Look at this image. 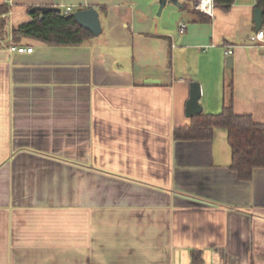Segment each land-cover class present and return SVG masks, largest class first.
<instances>
[{"label":"crops","instance_id":"0c3cea01","mask_svg":"<svg viewBox=\"0 0 264 264\" xmlns=\"http://www.w3.org/2000/svg\"><path fill=\"white\" fill-rule=\"evenodd\" d=\"M180 2L159 14L160 0H13L0 38V264H264V167L242 180L223 128L175 137L192 81L203 111L232 95L264 123L257 0L217 5L210 21ZM34 5L95 6L103 29L77 45L16 41Z\"/></svg>","mask_w":264,"mask_h":264},{"label":"trees","instance_id":"16d2710c","mask_svg":"<svg viewBox=\"0 0 264 264\" xmlns=\"http://www.w3.org/2000/svg\"><path fill=\"white\" fill-rule=\"evenodd\" d=\"M234 2L235 0H215V6L220 5L227 9ZM256 6L263 10L260 29H264V0H257ZM10 7L8 2L0 4V38L8 36L10 32ZM191 11L201 21L211 20L210 14L194 9ZM30 13L29 21L12 28L16 41L21 37H32L49 44L77 45L93 35L70 15L71 12L48 11L41 15V11L36 10ZM217 128H223L227 132L232 150L231 169L242 180H250L256 168L264 167V123L256 121L249 113L236 112L232 95L220 112L202 111L191 117L189 124L177 127L175 137L178 140L212 139Z\"/></svg>","mask_w":264,"mask_h":264},{"label":"water","instance_id":"95a60500","mask_svg":"<svg viewBox=\"0 0 264 264\" xmlns=\"http://www.w3.org/2000/svg\"><path fill=\"white\" fill-rule=\"evenodd\" d=\"M170 1L178 6H181L180 0H160L159 14L163 10L166 3ZM36 10L41 11V15L48 11H61V8L57 5H34L30 8V12ZM74 16L77 21L86 29H89L94 35H98L102 31V24L100 19V12L95 6H91L84 9L75 10L70 13ZM254 21L257 29L259 30L263 23V10L259 7L255 8ZM227 65H233V57L230 55L227 57ZM147 82H157L156 79H147ZM201 98V85L198 81H192L190 83V97L186 104V115L188 117H193L203 111V106L200 103Z\"/></svg>","mask_w":264,"mask_h":264},{"label":"built area","instance_id":"2783aa9c","mask_svg":"<svg viewBox=\"0 0 264 264\" xmlns=\"http://www.w3.org/2000/svg\"><path fill=\"white\" fill-rule=\"evenodd\" d=\"M7 2L10 4V6L13 3V0H7ZM195 6L197 9L204 11L207 14H213V8L215 7V0H195ZM64 13H70L71 8H67ZM187 27V24L185 22H182L180 24V30L184 31ZM13 36V35H12ZM251 40H261L264 41V29H259L255 34H252L250 37ZM233 45L227 44L225 47V55H230L232 51ZM9 48L13 51L17 52H32L33 47H28L24 45H17V44H11Z\"/></svg>","mask_w":264,"mask_h":264}]
</instances>
